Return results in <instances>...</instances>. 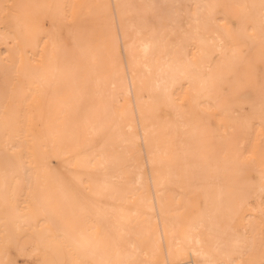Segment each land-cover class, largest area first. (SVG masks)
Here are the masks:
<instances>
[{"label": "bare ground", "instance_id": "bare-ground-1", "mask_svg": "<svg viewBox=\"0 0 264 264\" xmlns=\"http://www.w3.org/2000/svg\"><path fill=\"white\" fill-rule=\"evenodd\" d=\"M261 261L264 0H0V264Z\"/></svg>", "mask_w": 264, "mask_h": 264}, {"label": "rangeland", "instance_id": "rangeland-1", "mask_svg": "<svg viewBox=\"0 0 264 264\" xmlns=\"http://www.w3.org/2000/svg\"><path fill=\"white\" fill-rule=\"evenodd\" d=\"M182 100H183V101H181V103H182V105H183V109H184L185 111H189L188 100H187L186 98H183ZM216 125H217V120H216L215 118H212V119H211V126H212V127H216ZM32 129H33V131H34L36 134H38V130H37L36 128L32 127ZM32 260H33L34 263H37V262H39V257H38L37 255H33V256H32Z\"/></svg>", "mask_w": 264, "mask_h": 264}, {"label": "snow or ice", "instance_id": "snow-or-ice-1", "mask_svg": "<svg viewBox=\"0 0 264 264\" xmlns=\"http://www.w3.org/2000/svg\"><path fill=\"white\" fill-rule=\"evenodd\" d=\"M261 264H264V261H261Z\"/></svg>", "mask_w": 264, "mask_h": 264}]
</instances>
